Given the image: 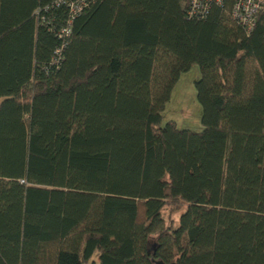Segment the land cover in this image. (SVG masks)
I'll return each instance as SVG.
<instances>
[{
  "label": "trees",
  "instance_id": "trees-1",
  "mask_svg": "<svg viewBox=\"0 0 264 264\" xmlns=\"http://www.w3.org/2000/svg\"><path fill=\"white\" fill-rule=\"evenodd\" d=\"M56 1L0 0V264H264V4L87 0L62 36ZM192 65L202 129L161 125Z\"/></svg>",
  "mask_w": 264,
  "mask_h": 264
},
{
  "label": "rangeland",
  "instance_id": "rangeland-1",
  "mask_svg": "<svg viewBox=\"0 0 264 264\" xmlns=\"http://www.w3.org/2000/svg\"><path fill=\"white\" fill-rule=\"evenodd\" d=\"M199 78L200 69L197 65H192L188 71L180 74L162 112L161 125L173 121L178 129L196 132L202 129L201 106L197 100L194 85ZM181 211V209L171 211L168 206H165L161 213L167 224L176 226Z\"/></svg>",
  "mask_w": 264,
  "mask_h": 264
},
{
  "label": "built area",
  "instance_id": "built-area-1",
  "mask_svg": "<svg viewBox=\"0 0 264 264\" xmlns=\"http://www.w3.org/2000/svg\"><path fill=\"white\" fill-rule=\"evenodd\" d=\"M87 2V0H57L55 2V5L64 4L69 9L68 26L61 29L60 34L62 36L69 34V25L72 18L87 5ZM186 2V16L188 18H202L207 15L213 5L222 6L224 0H186ZM263 4L264 0H235L231 7L230 16L234 21L242 24L249 31L254 24L255 14ZM61 49L57 48L55 50L56 56L53 59L54 64H57L59 61Z\"/></svg>",
  "mask_w": 264,
  "mask_h": 264
},
{
  "label": "water",
  "instance_id": "water-1",
  "mask_svg": "<svg viewBox=\"0 0 264 264\" xmlns=\"http://www.w3.org/2000/svg\"><path fill=\"white\" fill-rule=\"evenodd\" d=\"M154 264H163L161 261H155Z\"/></svg>",
  "mask_w": 264,
  "mask_h": 264
}]
</instances>
